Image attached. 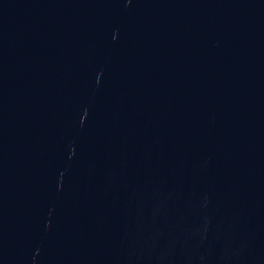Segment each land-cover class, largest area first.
I'll list each match as a JSON object with an SVG mask.
<instances>
[{
  "label": "water",
  "instance_id": "water-1",
  "mask_svg": "<svg viewBox=\"0 0 264 264\" xmlns=\"http://www.w3.org/2000/svg\"><path fill=\"white\" fill-rule=\"evenodd\" d=\"M0 264H264V0H0Z\"/></svg>",
  "mask_w": 264,
  "mask_h": 264
}]
</instances>
